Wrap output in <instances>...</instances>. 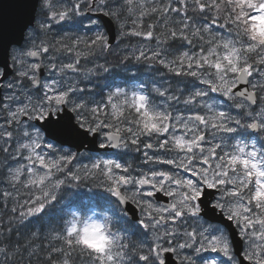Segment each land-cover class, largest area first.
<instances>
[{
    "label": "snow or ice",
    "instance_id": "snow-or-ice-1",
    "mask_svg": "<svg viewBox=\"0 0 264 264\" xmlns=\"http://www.w3.org/2000/svg\"><path fill=\"white\" fill-rule=\"evenodd\" d=\"M85 9L112 21L119 39H139L123 60L159 65L177 86L140 84L130 94L115 87L104 100L86 98L81 82L94 70L81 61L112 54L109 36H47L53 22ZM42 10L44 35L12 51L10 79L8 47L18 41L0 28V155L23 161L7 168L17 195L2 196L5 207L14 204L7 224L0 218V264H168L173 256L179 264H264V0H43ZM244 133L260 134L261 146ZM97 137L100 150L123 152L74 168L76 154L56 147L95 145ZM128 153L137 156L125 160ZM86 180L135 205L142 239L116 233L98 243L67 225L43 244L39 231L12 238L17 222Z\"/></svg>",
    "mask_w": 264,
    "mask_h": 264
},
{
    "label": "rangeland",
    "instance_id": "rangeland-1",
    "mask_svg": "<svg viewBox=\"0 0 264 264\" xmlns=\"http://www.w3.org/2000/svg\"><path fill=\"white\" fill-rule=\"evenodd\" d=\"M54 2L57 5L63 4V5H67L68 3H71V0H54ZM42 4H43V0H39V6H38V17L36 19L35 25L33 28H31L28 33H27V37H26V41L23 43V45L19 48H15L16 51H20L22 49L26 50L27 48H29L31 46V40L36 39L38 40L40 37H42L44 35L43 32H41L40 29V24L41 23H48L49 21L46 19L45 15H44V11L42 10ZM87 9H85V12L82 16H78V17H73L70 19H67L65 21H61L60 23H52V27L51 29L48 31L47 36L49 39H53V38H60V36H63L65 33H67L69 36L75 37L77 35L79 36H87V37H91L97 30L99 31H103V27L101 26L100 22L96 25H90V20H97L94 17L87 15L86 14ZM258 26H259V22H257ZM118 28L116 31V41L114 44L111 45L112 47V54L115 53H119L121 55L124 54V49L127 47H131L133 45H137L140 43L138 38H129V37H125L122 40L118 38ZM52 34V35H51ZM151 46L155 47V41L151 42ZM178 47V45H177ZM14 50V49H13ZM12 50V51H13ZM11 51V53H12ZM106 55H101L99 57H95L92 58L90 61H85L82 60L81 61V68L82 69H87V68H93L94 70V74L90 75L88 80H84L81 82V87L85 88L86 91L84 93L85 97H94L96 101H101L104 100L107 95L109 94V91L114 89L115 87H121L124 88L129 94L131 93V91L133 90H140L137 88L138 85L140 84H144L145 87V91H149L152 87L153 82H155L157 84V86L163 85V86H168L169 84H171L173 86V88H175L176 85V81L178 78H176L174 76V74L168 73L167 70L163 69L162 67H160L159 65H155V64H148V63H140L142 64V68L144 69L145 72V78L144 81H130L128 80H112L111 82H105L104 78H103V73L105 71H103V69H96L95 65L96 64H104L106 63ZM133 63L130 64V66H133L134 64H136L137 62L132 60ZM12 64V61H11ZM132 67H123V71L125 73H131V75L136 74L134 72L131 71ZM87 74V73H85ZM46 75V74H45ZM96 75H98L99 81H97L98 79L96 78ZM11 78V77H10ZM9 78V79H10ZM179 79H184V78H179ZM6 82V81H5ZM197 86L199 87L200 85L197 84ZM180 88H184L183 84L179 85ZM210 95H215V94H210ZM157 100H159V98H156ZM177 108H181V105H177ZM259 135L257 133H244L241 138L244 139L246 142L251 143L252 141H256L257 142V147H260L259 142L262 143V141H260L259 139ZM57 149H61L63 151H71L72 153L76 154L74 152V150L69 149V148H63L60 147L58 145H56ZM123 149H117L114 153H122ZM98 156H104L106 158H115L113 157V153H108V154H91V153H83V154H76V159L73 161L72 167H79L82 166L84 164H90L92 160L96 159ZM137 156L136 153H128L127 155H125V160H131L133 159V157ZM23 163V161H19V158H17V160H8V161H4L3 156L0 155V218L3 219L4 223L7 224V220H8V216L3 215L4 212L8 211L9 215H12L10 213V209L14 204V201H9L7 203V206L5 207V202L2 198L3 193L5 191H9V192H13V196L15 197L17 194L16 192L12 189V187L9 185V183L6 181L5 177L7 176V168L9 166L11 167H15L17 165V163ZM163 167V166H162ZM83 186H86L87 192H93L92 190H99L100 192H102V196L105 197V200H109L111 201V199H114L108 192L105 191L104 187L100 186L98 184V182L96 181H84L82 183H80ZM91 186V187H90ZM71 187H78V186H71ZM64 187H62L63 189ZM91 188V189H90ZM61 190L57 191V196L59 195ZM24 193L27 192V190H23ZM90 193V194H91ZM37 194H39L37 192ZM21 202H23L24 199H27L26 195H21L20 197H18ZM109 202H105V204H108ZM76 212V211H75ZM77 214H79L81 217L83 218H87L89 216H94L97 218L103 217L105 214H98L96 211L91 210L90 212L86 211V215H82L80 212H76ZM28 219V218H27ZM25 219V220H27ZM24 220V221H25ZM20 223L17 222V226H19ZM207 226V225H205ZM182 254H184V252H182Z\"/></svg>",
    "mask_w": 264,
    "mask_h": 264
},
{
    "label": "trees",
    "instance_id": "trees-1",
    "mask_svg": "<svg viewBox=\"0 0 264 264\" xmlns=\"http://www.w3.org/2000/svg\"><path fill=\"white\" fill-rule=\"evenodd\" d=\"M133 37H130V39ZM132 60H123V55L119 53L107 54L106 64L107 71L103 73V78L105 82H111L112 80H130V81H144L145 72L142 68V64L136 63L133 66ZM132 67V72L136 73L131 75V73H125L123 67ZM96 78L99 81L98 75ZM261 146V143L259 142ZM86 187L79 184L78 187H67L65 186L61 189L57 200L52 202V206H47L38 217H28V220L24 221L23 224L14 227L13 229V239L16 238L15 233L18 231L22 235L27 234L31 231H39L40 238L37 243H46L45 237L48 233L52 231H59L64 228L67 221L71 218L72 211L78 210L82 215H86L88 209H93L98 214H105L108 212L107 216L113 220V231L115 233L126 236L131 241H138L142 239L138 232L135 231L138 225L129 221L123 212L121 211L118 204L111 200L108 204H105V200L102 198L101 194L98 192H92L87 195ZM87 201L88 204H84ZM35 264V262H34ZM77 264L79 262L77 261Z\"/></svg>",
    "mask_w": 264,
    "mask_h": 264
},
{
    "label": "water",
    "instance_id": "water-1",
    "mask_svg": "<svg viewBox=\"0 0 264 264\" xmlns=\"http://www.w3.org/2000/svg\"><path fill=\"white\" fill-rule=\"evenodd\" d=\"M39 0H0V28L6 29L10 33H12L18 43L11 44L8 47V70L9 76L11 73V64H10V51L11 48L16 46L19 47L25 39L26 31L34 25L36 13L38 9ZM92 16L97 18L104 32L109 36L110 44L112 45L116 38V25L110 21L107 17L103 16L102 13L93 12ZM24 25H27L26 27ZM3 50L0 49V68H3ZM8 76V77H9ZM7 77V78H8ZM74 115V114H73ZM89 140L92 139L91 136L88 137ZM60 145V144H58ZM61 146V145H60ZM62 147H67L74 149L77 153L80 151H88L90 153H100V152H113L116 149L108 148L106 150L99 149L98 137L96 138L95 145L89 144L85 142L82 146H69L63 145ZM159 201L161 203L167 202V197L159 195ZM153 199H156L154 197ZM116 200V198H115ZM116 202L119 204L123 212L127 213L126 217L131 221L139 220V210L133 205L131 202L120 204L117 200ZM233 231H236L233 228ZM234 239L239 240V236L236 235ZM240 249H243V243L240 245ZM233 251L236 252L237 249L234 246ZM168 264H178V261L172 257L171 260L168 261ZM243 264H247L246 261Z\"/></svg>",
    "mask_w": 264,
    "mask_h": 264
},
{
    "label": "clouds",
    "instance_id": "clouds-1",
    "mask_svg": "<svg viewBox=\"0 0 264 264\" xmlns=\"http://www.w3.org/2000/svg\"><path fill=\"white\" fill-rule=\"evenodd\" d=\"M66 225L74 226L77 230V234L86 238H95L98 243L102 242L99 240V237L101 236L115 239L116 233L112 228L113 220L107 215L100 218L94 216L83 218L76 212H73Z\"/></svg>",
    "mask_w": 264,
    "mask_h": 264
},
{
    "label": "flooded vegetation",
    "instance_id": "flooded-vegetation-1",
    "mask_svg": "<svg viewBox=\"0 0 264 264\" xmlns=\"http://www.w3.org/2000/svg\"><path fill=\"white\" fill-rule=\"evenodd\" d=\"M87 12V11H86ZM46 74V73H45ZM44 74V75H45ZM99 137H98V142H99ZM83 153H87V152H85V151H82L81 153H79L78 155H80V154H83ZM140 213V212H139ZM183 252L184 253H187V254H191V255H193V257L194 258H197L196 256H195V253L191 250V249H185V250H183ZM202 255H205V256H208V255H212V256H215V254L214 253H203ZM174 258H175V256H173ZM176 259V258H175ZM217 259L219 260V259H221L220 257H217ZM177 260V259H176ZM178 261V260H177ZM178 264H179V261H178Z\"/></svg>",
    "mask_w": 264,
    "mask_h": 264
},
{
    "label": "bare ground",
    "instance_id": "bare-ground-1",
    "mask_svg": "<svg viewBox=\"0 0 264 264\" xmlns=\"http://www.w3.org/2000/svg\"><path fill=\"white\" fill-rule=\"evenodd\" d=\"M51 35H52V34H51ZM27 220H28V219H27ZM27 220H26V221H27Z\"/></svg>",
    "mask_w": 264,
    "mask_h": 264
}]
</instances>
